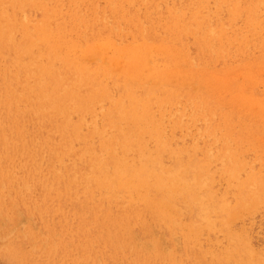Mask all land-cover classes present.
Returning <instances> with one entry per match:
<instances>
[{"label": "rangeland", "instance_id": "1", "mask_svg": "<svg viewBox=\"0 0 264 264\" xmlns=\"http://www.w3.org/2000/svg\"><path fill=\"white\" fill-rule=\"evenodd\" d=\"M0 264H264V0H0Z\"/></svg>", "mask_w": 264, "mask_h": 264}, {"label": "bare ground", "instance_id": "2", "mask_svg": "<svg viewBox=\"0 0 264 264\" xmlns=\"http://www.w3.org/2000/svg\"><path fill=\"white\" fill-rule=\"evenodd\" d=\"M214 31V30H213ZM76 176V175H75Z\"/></svg>", "mask_w": 264, "mask_h": 264}]
</instances>
